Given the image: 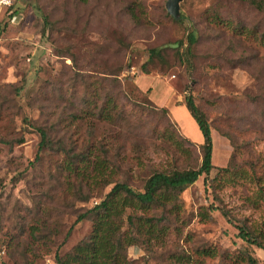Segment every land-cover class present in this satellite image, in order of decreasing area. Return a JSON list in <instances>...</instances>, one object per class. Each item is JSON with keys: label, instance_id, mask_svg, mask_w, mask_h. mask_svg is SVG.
Wrapping results in <instances>:
<instances>
[{"label": "rangeland", "instance_id": "1", "mask_svg": "<svg viewBox=\"0 0 264 264\" xmlns=\"http://www.w3.org/2000/svg\"><path fill=\"white\" fill-rule=\"evenodd\" d=\"M166 1L0 0V264H55L56 253L91 231L82 221L65 238L74 212L111 187L86 179L88 199L37 224L32 200L42 194L55 204L67 183L53 174L66 163L55 149L35 160L39 137L24 117L73 152L105 153V174L141 189L154 170L200 163L199 130L182 104L188 92L211 124L215 169L176 206L133 212L168 218L159 240L131 246L128 257L134 264H173L172 255L183 256L182 264H248L246 251L264 264V250L240 239L234 225L264 236V0H183L180 20L167 13ZM190 30L197 42L188 62L185 50L169 44L185 42ZM153 47L162 48V59L144 74ZM126 64L130 77L102 73Z\"/></svg>", "mask_w": 264, "mask_h": 264}, {"label": "trees", "instance_id": "2", "mask_svg": "<svg viewBox=\"0 0 264 264\" xmlns=\"http://www.w3.org/2000/svg\"><path fill=\"white\" fill-rule=\"evenodd\" d=\"M257 5L262 7L260 2ZM14 11L11 12L12 16L17 13V10ZM196 42L197 38L194 32L190 30L186 35L185 42L177 40L169 45L180 53L182 52L181 50H185L186 54L183 56V60H188L189 62V56L192 55V48ZM161 50L162 48L159 47L149 48L148 58L140 67L142 73H149V64L153 63L154 59H162ZM126 65L118 70L119 73H102L108 75L106 77L120 75L130 77L127 70L129 66ZM182 104L202 135V141L197 145L200 163L197 167L154 170L146 177L141 189H135L127 182L114 181L110 178V175H106L105 172L109 168L110 159L107 158L105 153L103 157H92L89 151L73 152L72 149L66 148L61 140L54 138L47 128L34 124L24 117V127L27 130L32 129L29 131H36L39 137L35 160L39 159L38 153L41 150L55 149L56 152H61L65 156L66 163L62 164L64 172L58 168L53 174L56 179L62 177L63 180L64 176L63 183H67L64 192L55 197V204L51 207L48 206L47 200L43 198L42 194H37V199L32 200L31 210L34 214L39 215L37 224L43 225L48 219L55 218L63 207H72L70 203L74 204L76 201L88 199L90 197L89 194L83 190V186L87 185L86 179H88L89 185L92 183L99 184V181H101V187L103 188L111 185L104 195H100L99 202L95 205L85 210L74 212L75 219L66 232L65 238L69 236L74 225L82 221L91 222V231L64 255L60 256L56 253L55 264H134L135 260L128 257V249L137 244L144 245L147 243L149 245L153 239L159 240L160 236L165 233L164 228H166L168 217L164 215L156 216L155 214L144 217L133 212L137 209L166 210L170 202L173 206H176L184 190L194 184L201 176H207L215 169L212 162L213 138L210 122L195 103L191 92L185 94L184 103ZM154 109L167 113V108L164 106L160 108L155 106ZM223 135L229 138L228 135ZM185 139L184 141L188 142L189 145L195 146L194 140ZM16 142L23 143L24 137L20 136ZM186 150L190 153L189 147H186ZM228 169L224 168L220 169V171L227 172ZM70 174L77 177L76 182L69 181L68 177ZM127 210L130 212L126 214ZM222 214L228 220L230 219L226 211H222ZM125 221L127 227H124ZM234 225L238 229L237 236L240 239L249 245H254L264 250L262 232L251 230L248 226L241 223H235ZM30 234L34 235L35 232L32 230ZM172 256L176 258L173 264H182L184 262L183 256ZM244 256L248 264L257 263L255 258L248 252L244 251ZM186 263L190 264L188 260H186Z\"/></svg>", "mask_w": 264, "mask_h": 264}, {"label": "water", "instance_id": "3", "mask_svg": "<svg viewBox=\"0 0 264 264\" xmlns=\"http://www.w3.org/2000/svg\"><path fill=\"white\" fill-rule=\"evenodd\" d=\"M27 2H31L32 0H25ZM183 0H167L165 3V9L167 13L171 15L174 19L180 20V3Z\"/></svg>", "mask_w": 264, "mask_h": 264}, {"label": "crops", "instance_id": "4", "mask_svg": "<svg viewBox=\"0 0 264 264\" xmlns=\"http://www.w3.org/2000/svg\"><path fill=\"white\" fill-rule=\"evenodd\" d=\"M191 117V116H190ZM193 122H194V120L193 119H191ZM195 124V127H197L196 126V123H194ZM197 129H198V127H197ZM199 130V129H198ZM198 132H200V131H198ZM197 132V134H196V136L198 137L197 139L198 140H196L197 141V143H200L201 141H202V135H200L201 133H198Z\"/></svg>", "mask_w": 264, "mask_h": 264}]
</instances>
